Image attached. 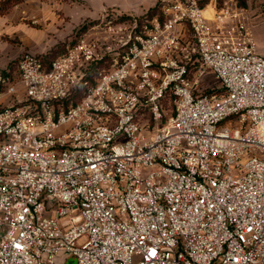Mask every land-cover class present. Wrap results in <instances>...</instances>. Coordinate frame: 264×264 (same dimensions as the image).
Here are the masks:
<instances>
[{"label":"built area","instance_id":"obj_1","mask_svg":"<svg viewBox=\"0 0 264 264\" xmlns=\"http://www.w3.org/2000/svg\"><path fill=\"white\" fill-rule=\"evenodd\" d=\"M204 1L0 70V264H264V54Z\"/></svg>","mask_w":264,"mask_h":264},{"label":"rangeland","instance_id":"obj_2","mask_svg":"<svg viewBox=\"0 0 264 264\" xmlns=\"http://www.w3.org/2000/svg\"><path fill=\"white\" fill-rule=\"evenodd\" d=\"M156 2L146 11L137 13L122 10L117 5H103L102 0H19L7 4L0 8V70H15L20 58L27 53L52 58L62 53L84 26L101 22L103 18L117 21L149 13ZM204 2L217 9L227 5L243 9L258 53L264 54V0ZM201 86H208V92L220 91V83L213 73L202 79ZM22 91L23 86L19 85L18 92ZM144 133L149 134L150 129Z\"/></svg>","mask_w":264,"mask_h":264},{"label":"crops","instance_id":"obj_3","mask_svg":"<svg viewBox=\"0 0 264 264\" xmlns=\"http://www.w3.org/2000/svg\"><path fill=\"white\" fill-rule=\"evenodd\" d=\"M103 5H117L122 10L139 12L146 11L156 0H102Z\"/></svg>","mask_w":264,"mask_h":264},{"label":"trees","instance_id":"obj_4","mask_svg":"<svg viewBox=\"0 0 264 264\" xmlns=\"http://www.w3.org/2000/svg\"><path fill=\"white\" fill-rule=\"evenodd\" d=\"M17 1H19V0H2L1 2H0V8L1 7H3V6H5V5H7V4H10V3H12V2H17ZM155 12V9H151L150 11H149V14H153ZM88 26H84L81 30H83V29H85V28H87ZM57 56V55H56ZM55 57V56H54ZM45 58H48L47 56L45 57Z\"/></svg>","mask_w":264,"mask_h":264},{"label":"bare ground","instance_id":"obj_5","mask_svg":"<svg viewBox=\"0 0 264 264\" xmlns=\"http://www.w3.org/2000/svg\"><path fill=\"white\" fill-rule=\"evenodd\" d=\"M213 3V2H212ZM211 6H212V4H211Z\"/></svg>","mask_w":264,"mask_h":264}]
</instances>
